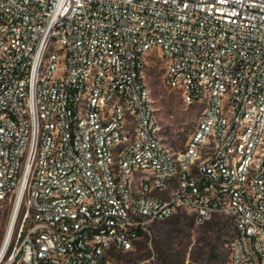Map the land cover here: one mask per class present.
<instances>
[{"label": "built area", "instance_id": "2783aa9c", "mask_svg": "<svg viewBox=\"0 0 264 264\" xmlns=\"http://www.w3.org/2000/svg\"><path fill=\"white\" fill-rule=\"evenodd\" d=\"M156 57L201 107L182 149ZM1 208L0 264H123L179 210L227 215L228 264H264V0H0Z\"/></svg>", "mask_w": 264, "mask_h": 264}, {"label": "rangeland", "instance_id": "374dc122", "mask_svg": "<svg viewBox=\"0 0 264 264\" xmlns=\"http://www.w3.org/2000/svg\"><path fill=\"white\" fill-rule=\"evenodd\" d=\"M165 63L150 61L147 80L160 117L163 141L182 149L201 113L198 105H187L180 93L164 84ZM8 208L0 209V245L6 233ZM234 234L233 222L225 214L197 221L186 210L154 223L152 236L136 243L133 250L117 256L123 264H228V244Z\"/></svg>", "mask_w": 264, "mask_h": 264}, {"label": "bare ground", "instance_id": "6f19581e", "mask_svg": "<svg viewBox=\"0 0 264 264\" xmlns=\"http://www.w3.org/2000/svg\"><path fill=\"white\" fill-rule=\"evenodd\" d=\"M19 201H20V197L18 199L16 208H15V212L13 214V218L15 217L16 209L18 207ZM12 227H13L12 224H10L7 227L6 233H5L4 238H3L2 242H1V247H0V263L2 262V258H3L4 251H5L6 247H7L8 242H9V239H10V236H11V232H12Z\"/></svg>", "mask_w": 264, "mask_h": 264}]
</instances>
